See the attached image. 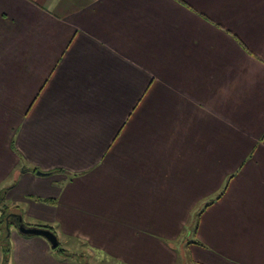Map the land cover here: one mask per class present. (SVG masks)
Here are the masks:
<instances>
[{
    "label": "crops",
    "instance_id": "1",
    "mask_svg": "<svg viewBox=\"0 0 264 264\" xmlns=\"http://www.w3.org/2000/svg\"><path fill=\"white\" fill-rule=\"evenodd\" d=\"M2 181L7 264H264V0H0Z\"/></svg>",
    "mask_w": 264,
    "mask_h": 264
},
{
    "label": "trees",
    "instance_id": "2",
    "mask_svg": "<svg viewBox=\"0 0 264 264\" xmlns=\"http://www.w3.org/2000/svg\"><path fill=\"white\" fill-rule=\"evenodd\" d=\"M5 216L6 215L4 213L2 215V217L0 218V231H1L0 232L1 233V235H0V248H2V250H3L1 264H7L8 258H9V252H10V244H9L7 233H8V229L11 227V223L5 222ZM6 224H7L8 229L6 228ZM34 227H38V228H41L44 230H49L54 234V232L51 230V228L49 226L35 225ZM52 249L64 257L71 256L68 252H66L63 248H61L59 244H57V246L53 247Z\"/></svg>",
    "mask_w": 264,
    "mask_h": 264
},
{
    "label": "water",
    "instance_id": "3",
    "mask_svg": "<svg viewBox=\"0 0 264 264\" xmlns=\"http://www.w3.org/2000/svg\"><path fill=\"white\" fill-rule=\"evenodd\" d=\"M37 175H42L43 173L37 171L36 172ZM16 228L19 230L20 233L24 234V235H38V236H42L44 238H46L48 240V242L50 243L51 247H56L57 246V239L56 236L49 230H44L38 227H27L25 226L20 218L17 219V221L15 222ZM6 228L7 224H6ZM8 236V233H7Z\"/></svg>",
    "mask_w": 264,
    "mask_h": 264
},
{
    "label": "rangeland",
    "instance_id": "4",
    "mask_svg": "<svg viewBox=\"0 0 264 264\" xmlns=\"http://www.w3.org/2000/svg\"><path fill=\"white\" fill-rule=\"evenodd\" d=\"M57 172V171H56ZM53 175V173L51 174V175H48V176H41L40 177V179H43V180H45L46 182H48V184H50V186H52L53 185V182L51 181L52 179L50 178V176H52ZM8 182L10 181V183H9V185L11 184V185H13L14 184V180H13V177L11 176V177H9L8 179ZM76 180V185H74V183H72V187H78V179H75ZM3 183V181L0 183V184H2ZM5 183H6V181H5ZM62 184H64V183H62V182H58L57 184H55V187H62L63 185ZM2 186V185H1ZM8 186V185H7ZM7 186H3V187H7ZM10 211V210H9ZM196 217H197V215H195V218L193 219V222L195 223V221H196ZM193 228H194V224H193ZM190 229V228H189ZM188 231H190V230H187V232ZM16 235H17V232H16V229L15 228H13V226L12 227H10L9 229H8V240H9V244L10 245H12V243L14 242V240H15V237H16ZM59 236H61L60 234H59ZM42 239H45V241H47V243H49L48 242V240L46 239V238H42ZM0 253H2L3 254V250H2V248H0ZM83 262V261H82ZM90 264H93V263H90ZM96 264H110V260H108V259H103V261L102 262H98V263H96Z\"/></svg>",
    "mask_w": 264,
    "mask_h": 264
}]
</instances>
